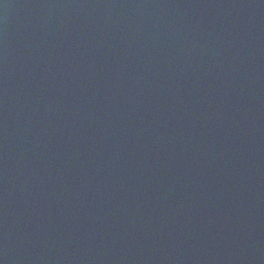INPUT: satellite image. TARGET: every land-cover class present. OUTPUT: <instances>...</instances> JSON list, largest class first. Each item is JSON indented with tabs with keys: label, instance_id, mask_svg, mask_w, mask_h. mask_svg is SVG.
Masks as SVG:
<instances>
[{
	"label": "water",
	"instance_id": "95a60500",
	"mask_svg": "<svg viewBox=\"0 0 264 264\" xmlns=\"http://www.w3.org/2000/svg\"><path fill=\"white\" fill-rule=\"evenodd\" d=\"M0 264H264V0H0Z\"/></svg>",
	"mask_w": 264,
	"mask_h": 264
}]
</instances>
